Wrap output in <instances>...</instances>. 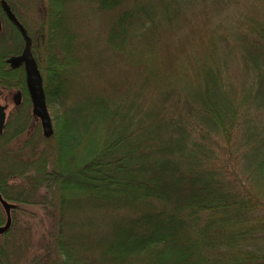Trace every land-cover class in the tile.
<instances>
[{"label":"trees","instance_id":"trees-1","mask_svg":"<svg viewBox=\"0 0 264 264\" xmlns=\"http://www.w3.org/2000/svg\"><path fill=\"white\" fill-rule=\"evenodd\" d=\"M4 1L59 112L46 138L2 14L0 86L23 101L0 136V192L17 205L0 264H264V0H93L111 15L94 82L69 0H49L38 41ZM197 6L211 24L191 22Z\"/></svg>","mask_w":264,"mask_h":264},{"label":"rangeland","instance_id":"rangeland-1","mask_svg":"<svg viewBox=\"0 0 264 264\" xmlns=\"http://www.w3.org/2000/svg\"><path fill=\"white\" fill-rule=\"evenodd\" d=\"M15 6L18 13L25 18L24 23L29 25L30 31L35 39L40 38L43 34H46L43 26L44 15L48 12L49 0H16ZM202 8V7H201ZM199 6L195 9V16L191 20L193 24L206 23L211 24V20L206 12L201 13ZM44 14V15H43ZM64 15L67 18V22L71 30L75 35V39H78L79 43L83 42L86 47L85 53L88 54L85 61V72L93 75L92 82L96 81L95 76L99 71L97 66H94V60L92 54L97 52L103 45L105 35L107 33V27L109 18L111 15L105 12H99L96 10V2L93 0H69L65 5ZM24 45H22L23 47ZM43 67L46 66L45 60L41 59ZM104 69V67H103ZM49 113L52 118L53 128H55V112L57 106H48ZM59 112V110H57ZM264 129V125L262 126ZM43 211L38 207H27V213L22 217L32 225L34 238L38 241L45 228V224L39 222L43 217ZM6 221V220H5Z\"/></svg>","mask_w":264,"mask_h":264},{"label":"water","instance_id":"water-1","mask_svg":"<svg viewBox=\"0 0 264 264\" xmlns=\"http://www.w3.org/2000/svg\"><path fill=\"white\" fill-rule=\"evenodd\" d=\"M2 6L4 12L6 13L8 19L17 27L20 31L24 41L23 52L18 56H12L7 59V62L13 67L18 68L21 65H24L26 72V84L29 91V95L32 100V113L38 118L41 122L43 135L46 138H50L54 134L53 122L49 109L47 106L46 95L43 88V80L37 65V62L32 53V41L31 37L27 34L24 26L19 22L17 17L12 13L9 6L5 1H2ZM19 93L15 96L19 98ZM18 102V99L16 100ZM4 107L0 104V134L2 133L5 121V113L3 111ZM0 204L6 212V223L3 226H0V235L6 233L12 223L11 210L15 209L17 206L13 203L8 202L3 198L0 193Z\"/></svg>","mask_w":264,"mask_h":264},{"label":"flooded vegetation","instance_id":"flooded-vegetation-1","mask_svg":"<svg viewBox=\"0 0 264 264\" xmlns=\"http://www.w3.org/2000/svg\"><path fill=\"white\" fill-rule=\"evenodd\" d=\"M2 1H4V0H0V8H1V11H2V13L0 14V32H1V35L4 36V33H6V32L8 33L9 31L8 30H6L5 32L3 31L4 18L2 17V14L5 15L6 20H8V22L11 24V26L15 27L16 29H17V27L8 19L6 13L4 12V9H3V6H2ZM8 6H9V4H8ZM9 8H10V6H9ZM10 10L12 11L11 8H10ZM12 13H14V12L12 11ZM17 31L21 35V33H20V31L18 29H17ZM21 37H22V35H21ZM22 40H23V45H24L25 41H24L23 37H22ZM23 48H24V46H23ZM23 48L21 49V51L18 54H13L12 56L20 55L22 53V51H23ZM12 56H9V57H12ZM8 58L5 59L6 62H7ZM7 64L9 65V69H11V70L21 69V70H23L25 72L24 65H21L18 68H13L8 62H7ZM17 93L20 94L19 98H16V96H15ZM17 99H18V102L16 101ZM22 101H23V92L21 90L17 89L16 87L8 89L5 86H0V104L4 107L3 111L5 113L4 127H3V130H2V133L0 134V136L3 134L9 118L11 116H13L14 113H19V111H20L19 108L22 105ZM34 118H35L36 121H39V119H37L36 117H34ZM12 211H13V209L11 210V213H12Z\"/></svg>","mask_w":264,"mask_h":264}]
</instances>
